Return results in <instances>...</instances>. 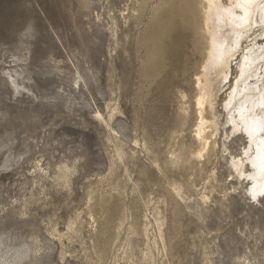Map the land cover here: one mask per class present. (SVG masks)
<instances>
[{"label": "rangeland", "instance_id": "rangeland-1", "mask_svg": "<svg viewBox=\"0 0 264 264\" xmlns=\"http://www.w3.org/2000/svg\"><path fill=\"white\" fill-rule=\"evenodd\" d=\"M201 2L0 0V264H264L229 87L196 156Z\"/></svg>", "mask_w": 264, "mask_h": 264}, {"label": "bare ground", "instance_id": "bare-ground-1", "mask_svg": "<svg viewBox=\"0 0 264 264\" xmlns=\"http://www.w3.org/2000/svg\"><path fill=\"white\" fill-rule=\"evenodd\" d=\"M200 8L206 44L195 79V139L201 147L196 156L205 157L218 136L216 101L229 87L221 107L224 130L249 137L241 156L231 157V165L248 180L246 194L257 197L264 194V0H202ZM237 60V75L232 79Z\"/></svg>", "mask_w": 264, "mask_h": 264}]
</instances>
